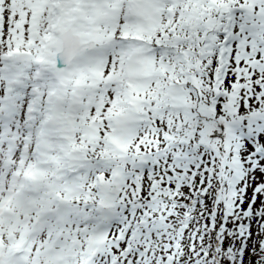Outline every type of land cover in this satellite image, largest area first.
I'll return each instance as SVG.
<instances>
[{"label":"snow or ice","instance_id":"1","mask_svg":"<svg viewBox=\"0 0 264 264\" xmlns=\"http://www.w3.org/2000/svg\"><path fill=\"white\" fill-rule=\"evenodd\" d=\"M0 264H264V0H0Z\"/></svg>","mask_w":264,"mask_h":264},{"label":"rangeland","instance_id":"2","mask_svg":"<svg viewBox=\"0 0 264 264\" xmlns=\"http://www.w3.org/2000/svg\"><path fill=\"white\" fill-rule=\"evenodd\" d=\"M249 195H251V193H249Z\"/></svg>","mask_w":264,"mask_h":264}]
</instances>
